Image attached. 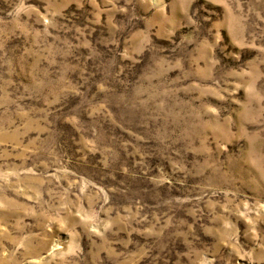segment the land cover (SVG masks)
<instances>
[{"label":"rangeland","instance_id":"374dc122","mask_svg":"<svg viewBox=\"0 0 264 264\" xmlns=\"http://www.w3.org/2000/svg\"><path fill=\"white\" fill-rule=\"evenodd\" d=\"M0 264H264V0H0Z\"/></svg>","mask_w":264,"mask_h":264}]
</instances>
